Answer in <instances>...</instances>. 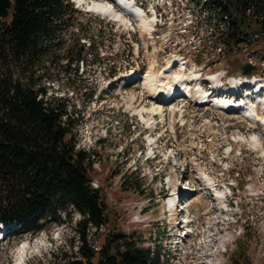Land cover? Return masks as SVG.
Masks as SVG:
<instances>
[{"label":"rangeland","instance_id":"1","mask_svg":"<svg viewBox=\"0 0 264 264\" xmlns=\"http://www.w3.org/2000/svg\"><path fill=\"white\" fill-rule=\"evenodd\" d=\"M105 1L78 0L82 29L74 34L75 41L82 43L86 34L95 48L83 51L86 63L79 67L52 66L49 75L54 80L48 87L49 93L65 98L80 119V149L97 152L94 187L103 189L121 217L123 230L137 244L161 246L163 264H230L237 239L245 242L251 264H264V158L256 149L260 147L254 137L257 131L247 125L252 118L243 111L221 114L210 104L209 110L196 107L190 103L195 99L163 105L158 114L144 112V119L136 113L154 106L152 91L143 81L148 73H159L161 83L171 86L172 72H183L191 90L197 76L204 81L210 73L238 69L249 51L240 45L239 50L230 52L221 48L222 44L215 47L208 42L206 36L213 24L204 14V1L164 0L156 4L135 0L147 12L148 27L154 19L152 7L158 10L152 33L140 20L138 25L137 19L127 17L131 25L122 26L91 8L95 2ZM216 48L221 49L220 61L200 68L205 63L203 55L217 53ZM178 56L182 65L174 64L167 72L164 68ZM109 70L114 77L107 76ZM129 77L133 80L124 82ZM220 81L226 89L228 74ZM211 86L202 83L214 93ZM201 91H194L196 98ZM180 103L185 104L182 112ZM228 168L232 172H226ZM201 175L217 184L214 190L197 186ZM185 179L192 190L181 197L179 189H186ZM174 189L185 202V206L179 203L176 216L169 207ZM167 203L173 214L166 213ZM79 219L68 206L47 213L38 221L37 231L13 235L16 231L9 229L0 241V264L61 263V257H71L77 251ZM181 219L191 222L192 234L177 229ZM104 236V229L96 232L91 228L89 244L99 248Z\"/></svg>","mask_w":264,"mask_h":264},{"label":"trees","instance_id":"2","mask_svg":"<svg viewBox=\"0 0 264 264\" xmlns=\"http://www.w3.org/2000/svg\"><path fill=\"white\" fill-rule=\"evenodd\" d=\"M13 3L0 32V224L15 223L14 235L37 231L47 213L70 206L80 215L78 247L59 264H163L161 246L137 244L103 189L93 186L97 152L80 149V119L65 98L48 92L52 66L86 62L90 38L80 43L74 37L82 29L80 12L69 0ZM207 8L210 18L228 23L209 37L231 47L264 39V0H209ZM91 228L105 231L99 248L89 244ZM234 246L230 264H251L245 242L237 239Z\"/></svg>","mask_w":264,"mask_h":264},{"label":"bare ground","instance_id":"3","mask_svg":"<svg viewBox=\"0 0 264 264\" xmlns=\"http://www.w3.org/2000/svg\"><path fill=\"white\" fill-rule=\"evenodd\" d=\"M91 8L94 9L97 13L103 15L104 17H108V18L112 19L113 21H115L116 23H119L123 26H126L127 24H129L128 19L125 17V16H127V17H130L133 19H137V21L140 20L141 21L140 24H143L145 30H148L149 28H151L150 23H149L150 26L148 27V22H149L148 19L145 17L144 13L138 9V7L134 4L133 1H130V0H106L105 2H102V3L95 2L93 4V6H91ZM116 8L119 9L120 11H118ZM178 63H181L180 65H182V61L180 60V58L176 57L174 61L169 62L167 64L168 68L165 67L164 69H166V70L172 69L173 65L178 64ZM171 71L172 70H168L167 72H171ZM148 74H147L148 76L147 75L144 76V78L146 76L147 77L145 79L143 78V81H144V84L147 87H149L152 91L151 95H152V101L154 103V106L149 110L143 109L142 111L136 112L138 114V116H141L142 119H144V112L152 111L153 113L158 114V112L163 109L162 108L163 105H168L171 102L175 103L179 100L180 101H184L185 99H187L188 101L192 100V99H189L190 94H191V91L189 90V82H187L188 79H186V75L183 72H180V73H178V72L173 73L172 72L174 79H173V81L171 80L172 81L171 86L166 85L164 82L163 83L165 85L163 83H161L162 80H161V75H158L159 73L155 74V73L151 72ZM160 74H162V73H160ZM216 78L217 77H215L213 75L211 77V80L213 82H215ZM124 80H125V82L127 80H131V77L126 78ZM234 81H236L235 83L239 82L236 79H234ZM196 89L201 90L200 86H198ZM196 89H194L193 91H195ZM147 90H149V89H147ZM200 93H202V98H201L200 102H203L206 99V94L204 91H201L197 95L199 96ZM209 95H211V94H209ZM194 103L197 105L196 102H194ZM228 103L229 102L227 100L224 101V103H221L217 99V100L213 101L212 104H210V105L214 109L225 110V112H228V113L234 112L232 110H229ZM210 105L208 104L207 106L211 107ZM198 106H200V104H198ZM239 106H241L242 111L244 112L246 117L248 116L251 119L252 113L250 111L249 104H241L240 103ZM160 113H161V111H160ZM254 141H256V140L254 139ZM251 143L253 144V141H251ZM257 144H258V141L254 142V146ZM255 148H256V146H255ZM256 149H258V148H256ZM208 180H210V178ZM211 182H213V181H211ZM179 195L182 197V195H185V193L180 192ZM169 207L170 208L172 207L171 209H173V211L175 212V216H176V212H177L176 207L177 206L173 205V198H171L169 201ZM25 250H26V248H23V249H21V252L24 254Z\"/></svg>","mask_w":264,"mask_h":264},{"label":"water","instance_id":"4","mask_svg":"<svg viewBox=\"0 0 264 264\" xmlns=\"http://www.w3.org/2000/svg\"><path fill=\"white\" fill-rule=\"evenodd\" d=\"M13 8H14L13 0H0V32L2 26L5 23H7V21L11 17ZM253 69L254 67L250 64H244L241 67L243 75H249Z\"/></svg>","mask_w":264,"mask_h":264}]
</instances>
